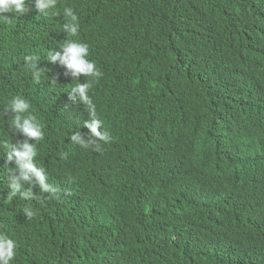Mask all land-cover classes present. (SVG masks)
I'll return each instance as SVG.
<instances>
[{
	"label": "clouds",
	"instance_id": "obj_1",
	"mask_svg": "<svg viewBox=\"0 0 264 264\" xmlns=\"http://www.w3.org/2000/svg\"><path fill=\"white\" fill-rule=\"evenodd\" d=\"M120 1L125 0H0V205L24 210L28 218L34 210L42 213L41 227L70 243L61 246L67 259L69 252L76 257L68 264L78 262L81 245L89 257L108 264H264L263 129L257 124L242 133L253 124L236 125L250 113L243 95L251 78L243 77L237 93L223 101L225 129L218 131L216 149L239 156L262 148L254 160L236 161L239 175L260 183L262 193L226 195L239 212L225 219L205 215L200 225L190 202L204 183L221 180L205 155L199 156L197 115L165 103L174 61L169 55L153 84L140 89L126 70L137 60L110 57L107 45L95 48L96 35L109 33L108 23L126 13ZM177 2L139 0L134 18L140 21L147 7V47L169 50L177 20L184 36L209 24L204 0ZM249 6L264 15V0H243ZM249 30L251 38L264 40V25ZM235 43L254 64L252 48ZM175 75L181 85L191 82L176 70ZM156 114L161 137L148 129ZM244 139H251L250 150L238 146ZM158 141L166 152L154 151ZM144 161L157 177L145 176ZM140 202L151 210L160 205V217L171 222L143 225L133 207ZM119 205H126L124 217L113 216ZM36 250L27 233L0 222V264H26Z\"/></svg>",
	"mask_w": 264,
	"mask_h": 264
},
{
	"label": "trees",
	"instance_id": "obj_2",
	"mask_svg": "<svg viewBox=\"0 0 264 264\" xmlns=\"http://www.w3.org/2000/svg\"><path fill=\"white\" fill-rule=\"evenodd\" d=\"M132 0L120 1L126 9V13L108 23L110 32L104 35H96V49H102L104 45L111 47L110 57L119 59L137 60L133 68L128 70L127 76L131 77L134 83H139L140 89L145 85H152L156 79V74L165 62H173L174 69L178 73L186 75L188 82L185 85L177 83L175 70H170L166 78L165 103L179 104L180 112H193L197 115V122L200 124L199 142L197 150L199 156L204 154L207 165L214 169L215 178L221 181L216 184L204 183L198 191L197 196L190 202L191 211L196 213L197 220L201 225L206 217L225 219L228 215L239 212V208L225 199L226 195L259 194L263 187L260 183L248 176H240L238 160H254V155L264 148V40L260 42L251 38L249 28L264 25V15L256 12V8L251 6L243 7V0H204L208 6L205 13V21L209 24L199 33L187 36L182 33V25L177 20L171 24V33L175 37L174 44L171 43L169 50L163 52L158 50L156 45L151 43L150 47L147 39L148 22L140 12V21H136L134 15L139 11V0L131 4ZM256 4L261 0H252ZM181 0L176 3L179 5ZM124 41V44L122 43ZM236 40L252 48L256 54L254 64L248 63L244 55L236 45ZM139 49L137 55L132 51V45ZM123 46H126L124 48ZM125 49H131L127 52ZM127 52V55L125 53ZM163 52V54H161ZM250 77L251 83L244 90V99L251 106L250 113L242 115L239 124L252 125L242 131V133L252 132L259 124L262 140L259 141L262 148L251 151H244L237 155L217 148L218 131L225 129L224 109L225 97L237 93L236 85L243 77ZM146 95H141L140 99L145 100ZM148 129L161 137L163 131L159 125L158 115H154L149 121ZM251 134L245 135L249 137ZM251 139H244L238 143L245 149H249ZM153 149L167 151V146L162 141L154 143ZM176 151L179 147L176 146ZM250 150V149H249ZM148 169L144 172L146 177L154 178L158 174L155 168L150 169L144 161L142 163ZM158 162L155 163V167ZM229 175L235 176L228 179ZM190 200V199H189ZM141 214L140 221L143 225L153 228H161L170 223V220L161 218L160 205L151 210L149 203L140 202L133 206ZM133 208V209H134ZM126 205H119L113 211V216L125 215ZM32 218L26 217L24 210H11L8 206L0 205V222L9 223L15 230L28 234L31 240L38 245V250L31 252L26 264H68L76 258L72 252L67 256L62 254L61 246H68L67 240L58 239L57 236L48 234L41 227L42 213L37 210ZM206 215V217H205ZM78 256L76 264H108L103 263L104 259L94 256L89 257L81 245L75 251ZM81 258V260H79Z\"/></svg>",
	"mask_w": 264,
	"mask_h": 264
}]
</instances>
